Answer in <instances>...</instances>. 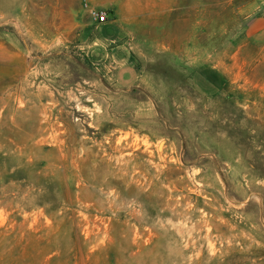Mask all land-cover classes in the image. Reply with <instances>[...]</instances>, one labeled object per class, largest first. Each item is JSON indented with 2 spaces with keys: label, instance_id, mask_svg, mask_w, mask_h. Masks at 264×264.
<instances>
[{
  "label": "rangeland",
  "instance_id": "374dc122",
  "mask_svg": "<svg viewBox=\"0 0 264 264\" xmlns=\"http://www.w3.org/2000/svg\"><path fill=\"white\" fill-rule=\"evenodd\" d=\"M85 3L129 44L132 87L87 61ZM263 9L0 0V264H264V48L243 34Z\"/></svg>",
  "mask_w": 264,
  "mask_h": 264
},
{
  "label": "crops",
  "instance_id": "0c3cea01",
  "mask_svg": "<svg viewBox=\"0 0 264 264\" xmlns=\"http://www.w3.org/2000/svg\"><path fill=\"white\" fill-rule=\"evenodd\" d=\"M107 22L114 23L110 18ZM105 23L99 24L91 18L83 25L82 29L89 38L84 55L97 71L112 73L115 84L121 89H128L135 85L138 79L131 48L126 41L122 40L118 29L116 32L115 30L110 31L109 27H105L107 26ZM92 28L94 29L91 30ZM243 34L249 44L264 48V9L247 19ZM214 69L209 73H201L199 80L195 81L196 88L203 95L212 96L219 91L221 76L218 70ZM125 79L132 81V84L123 86L126 84Z\"/></svg>",
  "mask_w": 264,
  "mask_h": 264
},
{
  "label": "trees",
  "instance_id": "16d2710c",
  "mask_svg": "<svg viewBox=\"0 0 264 264\" xmlns=\"http://www.w3.org/2000/svg\"><path fill=\"white\" fill-rule=\"evenodd\" d=\"M110 19H112L111 18V16H110ZM19 170H17V171H14L13 173H11V175H13L14 176V174L16 175V177H19L18 176V174H19ZM15 177V178H16ZM41 178H43V177H41ZM44 179V178H43ZM42 179V180H43ZM46 180V179H45ZM45 184H46V181H45ZM39 186V187H38ZM45 185H44V180L41 182V184H38L37 186H35V191H36V193H39V192H41L42 191V189L40 188V187H43V188H45L44 187ZM44 190V189H43ZM43 204V205H42ZM38 206H40V207H43L44 208V210H45V213L48 215V216H50V212H49V210H48V207L49 206H53L52 205V201H45V202H43V203H38ZM47 209H46V208ZM69 208V204H66V205H64V203L62 204V206H56V207H53V209L54 210H52L53 212H61V211H64V210H66V209H68ZM62 218V217H61ZM70 223V221H68L67 222V224H69ZM73 224H74V222H73Z\"/></svg>",
  "mask_w": 264,
  "mask_h": 264
},
{
  "label": "built area",
  "instance_id": "2783aa9c",
  "mask_svg": "<svg viewBox=\"0 0 264 264\" xmlns=\"http://www.w3.org/2000/svg\"><path fill=\"white\" fill-rule=\"evenodd\" d=\"M84 7L87 9L89 16L99 24L107 22L110 18V15L106 11L89 7L87 3L84 4Z\"/></svg>",
  "mask_w": 264,
  "mask_h": 264
}]
</instances>
